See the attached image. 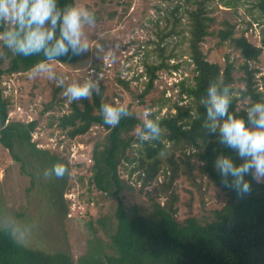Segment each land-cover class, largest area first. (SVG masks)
Instances as JSON below:
<instances>
[{
    "label": "rangeland",
    "instance_id": "1",
    "mask_svg": "<svg viewBox=\"0 0 264 264\" xmlns=\"http://www.w3.org/2000/svg\"><path fill=\"white\" fill-rule=\"evenodd\" d=\"M225 1H209L210 16L215 20L214 33L206 38L202 48L210 62L225 67L229 59L239 67L243 62L240 52L229 43L221 42L216 32L227 24L234 27L236 36L244 35L250 43L261 47L264 26L257 20V0H232V8H226ZM76 5L88 8L96 17V24L85 28L90 49L73 64L51 61L58 79H63L65 84L97 80L99 87H103L105 103L125 106L130 115L142 122L151 113L158 112L159 117L175 113V104L184 110L191 105L190 99L181 96L180 87L182 81L192 84L194 76L188 54V18L184 1L76 0ZM177 5L181 6L179 14L174 12ZM178 18L181 22L175 23ZM174 26L176 32L165 38ZM160 46L165 49V57L171 53L176 56L168 62L170 69L156 72L153 87L141 103L139 96L146 91L149 81L146 65L161 62ZM10 61V50L0 45V70L7 71ZM175 64H180L177 70L173 68ZM251 67L259 70L256 78L261 90L264 47L259 62L252 63ZM240 77L241 72L236 69L235 95L243 88ZM1 87L8 103V120L24 124L36 121L32 142L47 154L31 148L23 154L18 147L21 160H16L0 143V221L4 220L5 224L11 220L20 221L28 233L23 245L48 253H69L75 264L96 245V240L110 252V233L117 224L118 201L99 191L92 181L94 150L97 146L102 149L107 130L95 125L85 135L74 138L62 131L58 127L59 118L70 112L73 101L63 95L55 79L46 76L30 79L27 72L7 71L1 77ZM248 103V100H241L238 108L243 109ZM140 131L139 126L133 135L138 138ZM167 149L163 155L165 163L151 182L145 181L143 170L132 172L140 156L139 144L127 151L134 162L122 160L119 166V175L127 185L120 194L125 207L137 206L149 214L152 198L164 206L173 192L178 196L174 204L178 221L189 217L202 223L213 221L215 212L228 203V195L200 172L201 164L196 157L188 159L196 152L195 148L167 142ZM52 155L61 159L59 163L68 165L63 200L55 188L57 178L43 174L49 169L43 162L47 163ZM168 157H174L181 166L172 184V172L166 164ZM188 161L192 169L188 168Z\"/></svg>",
    "mask_w": 264,
    "mask_h": 264
},
{
    "label": "trees",
    "instance_id": "2",
    "mask_svg": "<svg viewBox=\"0 0 264 264\" xmlns=\"http://www.w3.org/2000/svg\"><path fill=\"white\" fill-rule=\"evenodd\" d=\"M182 1L187 6L185 14L188 18V54L194 66V76L192 84L182 81L180 87L181 96L190 99L191 105L184 110L183 107L175 104L173 107L175 113L170 112L162 117L158 116V112L149 115L148 119L158 121L161 127V134L157 140L140 141L139 137L136 138L133 132L139 126L142 130L143 122L130 114L122 117L115 126L104 124L99 110L100 105L105 103L103 87H99V94L93 92L89 97L73 101L70 112L59 118L58 127L66 131L71 138L85 135L95 125L107 130L102 149L97 146L94 150L92 181L99 191L118 201L115 213L117 224L110 233V252H107L104 245L96 240V245L79 259L78 264H264V183L254 180L251 174L246 175L245 179L250 182L251 188L247 194L239 196L233 189L225 188L220 184L212 161L218 152L227 154L229 150L217 142L214 134L207 133L203 126L205 110L200 103L210 82H216L221 86L230 85L232 92L230 110L234 114L243 116L244 110L253 102L264 101V78L260 90L256 78L259 70L251 67L252 63L259 62L264 47V37L262 46L258 47L250 43L244 35L236 36L233 26L224 24L225 27L218 30L216 35L221 42H227L239 51L243 62L239 67L229 59L225 67L212 63L202 48L206 38L214 33L212 27L215 20L210 16V0ZM65 3L76 4V0H59L61 6ZM225 7L232 8V0L225 1ZM180 8L181 6L177 5L174 12L179 14ZM255 8L259 13L257 20L264 26V0H257ZM177 22H181V19H176L175 23ZM3 27L5 26L0 25V30ZM175 32L176 26L172 27L164 37L171 36ZM159 50L161 62L146 65L149 81L146 91L139 96L141 103L148 90L153 87L157 78L156 72L170 69L168 62L176 56L171 53L165 57V49L160 46ZM81 55L59 57L54 61L73 64ZM40 59L43 57H24L11 52L7 71L8 73L28 72V69ZM179 66L180 64H175L173 68L177 70ZM236 69L241 72L239 80L243 83L238 95H235L233 87ZM7 71L0 70V143L16 160H21L18 147L23 154L30 148L38 153H46L32 142L36 121L24 124L8 120V103L3 98L1 87V77ZM241 100L249 101L243 109L238 108V102ZM167 142L195 148L196 152L191 153L188 159L196 157L201 164L200 172L228 195V203L215 212L213 221L202 223L195 217H189L183 222L178 221L174 208L178 196L173 192L164 206L152 198V210L149 214L137 206L127 209L122 202L120 194L127 185L119 175V166L122 160L130 164L134 162L127 155V151L133 148L134 144H139L138 156H140L136 158V166L132 172L143 170L145 181L151 182L158 176L165 163L163 155L168 151ZM231 154L234 161L239 164L241 162L239 158L234 152ZM60 161L61 159L52 155L49 161L43 164L51 168ZM166 164L172 172L170 180L172 184L181 166L175 162L174 157H168ZM187 164L189 168L190 162L188 161ZM65 165L68 169V165L66 163ZM66 183L65 173L64 176L57 178L55 184L62 200ZM0 264L75 263L69 253H48L29 248L16 243L5 230L0 229Z\"/></svg>",
    "mask_w": 264,
    "mask_h": 264
},
{
    "label": "clouds",
    "instance_id": "3",
    "mask_svg": "<svg viewBox=\"0 0 264 264\" xmlns=\"http://www.w3.org/2000/svg\"><path fill=\"white\" fill-rule=\"evenodd\" d=\"M96 24V17L88 8L59 0H0V45L20 56H42L30 69V79L46 76L57 80L63 95L69 101L99 94L97 80L65 84L52 70L51 61L59 57L78 56L90 48L85 28ZM231 87L210 82L200 103L205 110L204 127L207 133L214 134L217 142L225 149L218 152L212 161L220 184L244 195L250 191V182L245 176L251 174L257 182L264 181V101L253 102L244 110V115L230 110ZM100 113L104 124L115 126L122 117L128 116L123 105L102 103ZM161 134L159 122L146 119L139 133L140 141L157 140ZM232 152L241 161L237 164ZM67 171L63 163H55L44 170V176L57 178ZM0 229L5 230L16 243L23 244L28 235L23 223L11 220L0 221Z\"/></svg>",
    "mask_w": 264,
    "mask_h": 264
}]
</instances>
